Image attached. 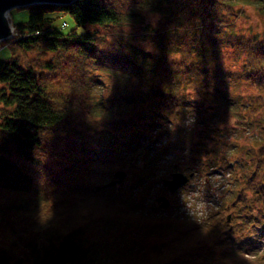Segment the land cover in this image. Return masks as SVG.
I'll return each instance as SVG.
<instances>
[{
  "label": "trees",
  "instance_id": "1",
  "mask_svg": "<svg viewBox=\"0 0 264 264\" xmlns=\"http://www.w3.org/2000/svg\"><path fill=\"white\" fill-rule=\"evenodd\" d=\"M26 10L1 43L10 52L0 61V264H264L250 240L264 230V0H77ZM250 10L262 31L237 33ZM57 15L74 28L54 27ZM227 48L244 62L234 78L216 70ZM228 83L244 87L243 97L231 100ZM192 85L196 102L184 95ZM223 109L237 117L233 143L210 121ZM191 113L203 126L194 169L213 157L231 188L202 219L152 214L144 194L156 157L137 163L138 145ZM119 171L124 185L106 187ZM145 233L148 242L137 237Z\"/></svg>",
  "mask_w": 264,
  "mask_h": 264
},
{
  "label": "rangeland",
  "instance_id": "2",
  "mask_svg": "<svg viewBox=\"0 0 264 264\" xmlns=\"http://www.w3.org/2000/svg\"><path fill=\"white\" fill-rule=\"evenodd\" d=\"M10 15L13 23L21 24L27 21L28 11L26 9H15L11 11ZM57 17H59V19L54 24V27L57 29L62 30V23L67 24V27L62 30L64 32L71 31L74 28L73 21L69 16L57 15ZM237 21V33L240 32L241 27L248 36L253 32H261L263 29L259 16L253 13V10L246 11V13L239 17ZM145 47L147 50H151V48L147 46ZM226 51L224 58L222 57V61L219 63L220 65L216 70H223L226 73H230L232 78H234L237 73H240L242 70V64L244 62H234V56L231 54L233 51L232 48H227ZM9 52L10 50L7 46L0 44V61L9 57ZM234 85V83H228L224 86V89L226 92H229L228 97L230 95L231 100L234 99L237 101L240 91V95L243 97L242 92L245 93V89L244 87L237 88V86L232 89ZM196 90L197 87L194 85L190 87L186 86L184 95L190 99L188 100L189 102L197 101ZM191 96L195 99H192ZM225 111L223 109L221 113H218L217 115L213 114L212 117L210 116V121L214 122L216 125H220L221 127H219L226 131L225 135L233 143L237 141V119H235L237 117L231 116L228 112L226 114ZM198 116L197 113H191L190 119H185L179 129L173 132L160 131L159 134L150 139H144L138 145L137 163L139 162L142 164L148 155L156 157L155 164L157 167H155L152 178L147 183L148 188H146L147 190L144 194L145 208L152 214L165 215L171 211H178L202 219L205 218L211 210H216V208L221 205L223 195L230 190L231 178L225 172L220 171L219 167H216L214 170L210 169L209 171H205L202 169L204 162V159H202L198 161L200 163H198V166L194 169L195 164L190 161L194 157L192 145L195 143L193 142H196L198 129H202L203 127L197 123L199 119ZM199 120H201V118ZM221 120H223V122L219 123ZM202 124L206 125L207 123L202 121ZM201 131L202 130H199V132ZM157 137L158 140L156 141L154 138ZM247 137L248 136H240V140L246 142L248 140ZM206 161L212 162V159L207 158ZM174 173H181L184 175L193 173L194 177L190 180L187 186L175 194H170L163 188L162 181L170 180L171 174ZM163 196L171 202V207H169L168 210H162L156 206V200ZM263 231L264 230L261 227L260 233L257 232L258 236L256 238L258 239V247L256 252L264 257ZM142 235H145V238L147 239L146 242L150 241V237H148L147 233L137 235V237L140 236L141 238ZM251 239L252 238H250V240Z\"/></svg>",
  "mask_w": 264,
  "mask_h": 264
},
{
  "label": "water",
  "instance_id": "3",
  "mask_svg": "<svg viewBox=\"0 0 264 264\" xmlns=\"http://www.w3.org/2000/svg\"><path fill=\"white\" fill-rule=\"evenodd\" d=\"M77 0H0V43L8 41L14 37V29L11 24L9 13L15 9H26L34 5H51L58 7H67ZM125 173L117 172L115 174L116 181L109 184V187H114L123 182ZM192 177V175L190 176ZM188 183V178L182 174H173L171 180L163 181L162 185L171 193L176 192ZM156 203L162 209L169 207V201L160 197Z\"/></svg>",
  "mask_w": 264,
  "mask_h": 264
},
{
  "label": "bare ground",
  "instance_id": "4",
  "mask_svg": "<svg viewBox=\"0 0 264 264\" xmlns=\"http://www.w3.org/2000/svg\"><path fill=\"white\" fill-rule=\"evenodd\" d=\"M8 17H10V16H8Z\"/></svg>",
  "mask_w": 264,
  "mask_h": 264
}]
</instances>
